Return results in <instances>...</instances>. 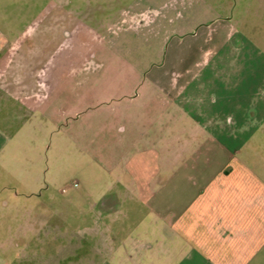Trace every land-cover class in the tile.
Segmentation results:
<instances>
[{"label":"crops","instance_id":"obj_1","mask_svg":"<svg viewBox=\"0 0 264 264\" xmlns=\"http://www.w3.org/2000/svg\"><path fill=\"white\" fill-rule=\"evenodd\" d=\"M216 3L61 5L55 33H0V121L17 125L0 150L60 97L96 111L118 152L71 263L264 264V51Z\"/></svg>","mask_w":264,"mask_h":264},{"label":"rangeland","instance_id":"obj_2","mask_svg":"<svg viewBox=\"0 0 264 264\" xmlns=\"http://www.w3.org/2000/svg\"><path fill=\"white\" fill-rule=\"evenodd\" d=\"M125 2L0 0V33H21L32 24L26 33H55V11L61 5L80 4L83 12L89 8L100 15L103 9L117 10ZM213 2L218 3V13L229 16L248 37L249 45L255 43L264 51V0ZM85 21L98 24L93 17ZM260 61L264 65L262 57ZM66 71L56 70L58 76ZM263 74L262 68L251 76L260 79ZM82 105L69 107L55 97L54 119L45 114L28 116L27 133L0 150V264H73L70 260L87 252L84 227L99 221V194L108 186L101 164L118 152L113 144L106 148L104 138L109 140L111 135L100 132L96 111L86 102ZM4 123L0 121V127L17 126L14 120ZM94 205L97 210L89 211Z\"/></svg>","mask_w":264,"mask_h":264},{"label":"built area","instance_id":"obj_3","mask_svg":"<svg viewBox=\"0 0 264 264\" xmlns=\"http://www.w3.org/2000/svg\"><path fill=\"white\" fill-rule=\"evenodd\" d=\"M76 184V183H75Z\"/></svg>","mask_w":264,"mask_h":264}]
</instances>
